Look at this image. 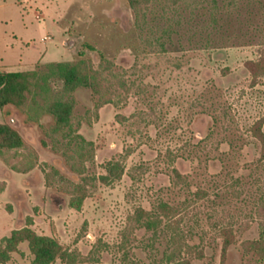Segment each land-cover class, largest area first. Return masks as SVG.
Instances as JSON below:
<instances>
[{"label":"rangeland","instance_id":"374dc122","mask_svg":"<svg viewBox=\"0 0 264 264\" xmlns=\"http://www.w3.org/2000/svg\"><path fill=\"white\" fill-rule=\"evenodd\" d=\"M147 1L136 15L130 0H0V71L39 73L24 107L0 110V124L26 143L0 157V244L29 228L88 258L81 264L159 263L171 232L154 239L130 219L167 203L186 244L203 252L181 261L221 264L230 227L224 264H264L251 245L264 227V152L251 132L264 120V76L253 81L247 69L263 50L264 0ZM99 53L129 93L100 107L90 89L77 90L73 132L52 134L46 109L63 82L47 77L48 65L83 56L97 70ZM82 140L92 144L83 169ZM34 260L23 242L0 264Z\"/></svg>","mask_w":264,"mask_h":264},{"label":"trees","instance_id":"16d2710c","mask_svg":"<svg viewBox=\"0 0 264 264\" xmlns=\"http://www.w3.org/2000/svg\"><path fill=\"white\" fill-rule=\"evenodd\" d=\"M142 1L147 4V0H130V8L136 13L141 11ZM263 47L260 59L257 62H249L247 69L255 81L258 77L264 76V40L260 44ZM90 51H95L91 45H86ZM81 60L74 62L51 63L48 65L47 77L56 78L63 82V90L55 99L47 106V113L53 116L55 125L52 129V134H68L73 132V111L76 105L75 92L80 89H90L95 96L99 98V106L113 104L115 97L119 96L121 91L129 93L130 86L127 85L124 79L114 75L111 72L112 63L104 58L99 53L100 66L99 69H94L90 61ZM39 77L38 72H4L0 71V110L8 106L22 108L28 102V96L32 93L35 85V80ZM264 120L257 121L251 128L254 137L262 144L264 152ZM67 136V135H66ZM26 143L20 133L10 123L0 124V157L4 160L8 159V153L25 148ZM92 144L86 143L84 140L80 144V166L83 169V163L87 159H91V149H88ZM88 157V158H87ZM264 159V154L262 155ZM85 160V161H84ZM20 172L27 173L31 170L25 166L23 169H18ZM82 171V170H81ZM123 174L122 167L116 163V179H119ZM102 180L107 182L108 177H103ZM76 192L79 193L77 200H74L72 207L80 209L83 201L86 199V187L77 186ZM180 211L178 208L170 206L167 203H160L157 208L150 212L142 208L136 211V214L131 217L130 224L135 225L139 229H144L147 232L153 233V238H157L162 229L171 232L170 250L165 254L162 262L154 264H189L187 260H180L183 252L190 255H196L198 258L203 257V252L197 248L188 246L180 229ZM132 231V230H131ZM261 240L252 242L251 245L257 248L258 251H264V227L262 228ZM132 232L126 231L123 234L124 241L122 247H125L129 239V234ZM224 238L223 254L221 264L225 263L226 253L229 248L235 243V235L232 228H225L221 231ZM28 242L32 253L35 256V264H54L58 260L64 264H81L88 261V258H83L76 253H68L63 250L60 244L48 237H42L35 234L29 228L20 231H14L10 238H5L0 244V259L1 263H5L10 259V253L17 251L20 243ZM125 249V248H124Z\"/></svg>","mask_w":264,"mask_h":264}]
</instances>
